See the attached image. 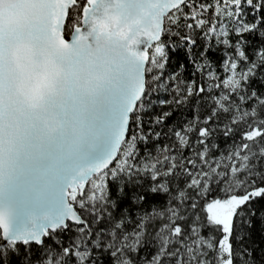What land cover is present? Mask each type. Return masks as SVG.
I'll list each match as a JSON object with an SVG mask.
<instances>
[{
    "label": "snow or ice",
    "instance_id": "obj_1",
    "mask_svg": "<svg viewBox=\"0 0 264 264\" xmlns=\"http://www.w3.org/2000/svg\"><path fill=\"white\" fill-rule=\"evenodd\" d=\"M0 264H264V0H0Z\"/></svg>",
    "mask_w": 264,
    "mask_h": 264
}]
</instances>
